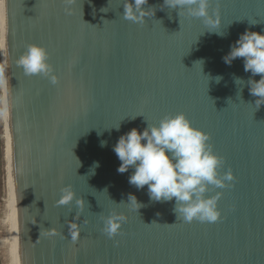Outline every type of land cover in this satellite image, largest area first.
Listing matches in <instances>:
<instances>
[{
	"label": "water",
	"instance_id": "95a60500",
	"mask_svg": "<svg viewBox=\"0 0 264 264\" xmlns=\"http://www.w3.org/2000/svg\"><path fill=\"white\" fill-rule=\"evenodd\" d=\"M3 4L18 264H264V104L247 83L260 76L223 59L245 30L264 32V0H210L224 36L164 0H147L143 24L123 17L125 0ZM33 43L56 84L18 64ZM181 112L210 134L218 174L234 177L208 188L220 193L215 222L177 219L174 199L151 200L129 183L133 169L117 170L121 135ZM66 188L75 198L58 205ZM110 215L126 218L114 237L103 231Z\"/></svg>",
	"mask_w": 264,
	"mask_h": 264
},
{
	"label": "clouds",
	"instance_id": "9594fccd",
	"mask_svg": "<svg viewBox=\"0 0 264 264\" xmlns=\"http://www.w3.org/2000/svg\"><path fill=\"white\" fill-rule=\"evenodd\" d=\"M66 2L70 4L72 0ZM146 3L147 0H125L123 17L143 24L145 17L149 16L148 8L144 7ZM209 3L210 0H164L169 8L185 9L189 16L203 20L208 26L207 30L224 36V32L215 30L220 20L218 16H210ZM237 58H243L245 72H250L252 77L260 76L259 80L250 78L247 81L249 92L257 97L255 105L259 108L264 104V32L245 30L223 57L229 65ZM48 61L47 49L33 43L27 46L25 53L18 59V64L26 75L42 74L56 84L58 77L53 74V67ZM198 62L200 65L203 63ZM215 79L219 82L222 77L217 76ZM234 80L237 85L244 84L242 78L235 77ZM111 128L118 131L120 123L107 129ZM209 140L210 134L194 127L184 113L166 115L158 124L148 123L142 131L134 127L118 138L113 146V151L121 161L117 170L124 173L133 169L129 183L137 189L147 185L151 200L174 199L173 210L177 219L183 222H215L221 215L217 207L220 193L209 196L208 188L210 185L225 188L227 182L234 177L230 170L224 176L218 174L222 158L213 151ZM106 144V141H101L102 147ZM98 166V162L94 164L93 172ZM74 198V192L66 188L62 190L57 203L67 205ZM84 203V199L76 201L78 208ZM127 203L133 205L137 212L144 206L133 194H129ZM125 220L124 216L110 215L104 220V233L114 237ZM69 227L71 239L76 242L80 235L78 225L73 223ZM49 234L55 235V229H51Z\"/></svg>",
	"mask_w": 264,
	"mask_h": 264
},
{
	"label": "rangeland",
	"instance_id": "374dc122",
	"mask_svg": "<svg viewBox=\"0 0 264 264\" xmlns=\"http://www.w3.org/2000/svg\"><path fill=\"white\" fill-rule=\"evenodd\" d=\"M3 76V60L0 47V264H15L7 138L4 122L5 106Z\"/></svg>",
	"mask_w": 264,
	"mask_h": 264
},
{
	"label": "bare ground",
	"instance_id": "6f19581e",
	"mask_svg": "<svg viewBox=\"0 0 264 264\" xmlns=\"http://www.w3.org/2000/svg\"><path fill=\"white\" fill-rule=\"evenodd\" d=\"M0 47L3 60V88H4V122H5V132L7 138V158H8V171H9V182H10V195H11V215L13 221V242H14V256L15 264L17 262V231H16V216H15V206L13 198V172H12V160H11V133H10V123H9V104H8V92H7V64H6V49H5V32H4V4L3 0H0Z\"/></svg>",
	"mask_w": 264,
	"mask_h": 264
},
{
	"label": "snow or ice",
	"instance_id": "6c2138e0",
	"mask_svg": "<svg viewBox=\"0 0 264 264\" xmlns=\"http://www.w3.org/2000/svg\"><path fill=\"white\" fill-rule=\"evenodd\" d=\"M254 108H255V106H253ZM254 113H255V111H253V113H252V118H253V120H254ZM142 113H140L139 115H141Z\"/></svg>",
	"mask_w": 264,
	"mask_h": 264
},
{
	"label": "trees",
	"instance_id": "16d2710c",
	"mask_svg": "<svg viewBox=\"0 0 264 264\" xmlns=\"http://www.w3.org/2000/svg\"><path fill=\"white\" fill-rule=\"evenodd\" d=\"M2 105H3V100H2ZM2 109H3V106H2Z\"/></svg>",
	"mask_w": 264,
	"mask_h": 264
}]
</instances>
